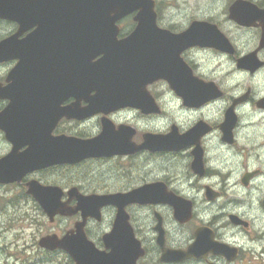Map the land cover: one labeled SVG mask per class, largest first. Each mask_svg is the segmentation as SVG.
<instances>
[{
	"label": "flooded vegetation",
	"instance_id": "1",
	"mask_svg": "<svg viewBox=\"0 0 264 264\" xmlns=\"http://www.w3.org/2000/svg\"><path fill=\"white\" fill-rule=\"evenodd\" d=\"M218 1L221 17L200 20L216 27V48L168 44L160 61L166 79L110 89L78 86L77 51L61 29H111L120 41L137 27L135 14L95 25L79 23L93 17L76 7L41 15L30 0H0V161L32 162L13 168L25 170L13 181L0 177V218L28 223L15 236L21 253L75 264L60 247L41 245L69 234L88 264H264V92L228 79L264 74L263 29L230 18L237 0ZM243 1L264 10V1ZM190 25L156 22L173 36ZM250 54L258 67L238 69ZM111 91L133 98L106 95L92 107ZM79 142L93 143L96 155L62 163ZM34 189L38 197L53 191L60 208L52 218Z\"/></svg>",
	"mask_w": 264,
	"mask_h": 264
},
{
	"label": "water",
	"instance_id": "2",
	"mask_svg": "<svg viewBox=\"0 0 264 264\" xmlns=\"http://www.w3.org/2000/svg\"><path fill=\"white\" fill-rule=\"evenodd\" d=\"M30 7L36 12L41 9V15L45 13L46 15L60 16L64 15L66 9L76 7L79 12L83 10L85 15H92L93 17L92 21L78 19L79 23L95 25L98 22L112 23L121 17L135 13L133 20L137 23V27L128 37L120 41H117L115 31L111 29H98L97 27L90 29H61L62 34H68L67 39L71 40L77 51L78 57L74 62V66H76L79 87L93 86L121 89L124 87H139L147 81L160 77L166 79V68L161 66L160 61L166 60L169 56L163 51L168 44V48L171 45L180 47L199 45L216 48L218 44L215 37L216 27L208 22L194 21L185 32L177 36L157 28L154 10L155 2L153 0H31ZM230 18L243 26H251L255 21H260L263 33L259 48L264 47V10L258 9L249 2L237 0L230 7ZM60 21L64 23L63 19ZM149 37H152L153 41H146ZM99 55L101 57L91 63V60ZM253 65L254 59L251 54L237 60L238 69H252L251 71H253V69L258 67ZM70 73L68 72L67 75L70 76ZM106 95L111 98V102H119L124 96L133 98L129 92L111 91L106 94L101 92L92 101V107L104 105L107 102L104 100ZM227 125L228 122L226 121L223 128L225 133ZM148 141L143 146L147 149H152ZM66 142L70 141L63 140L62 145L65 146ZM97 151L93 143L79 142L77 155L67 151L62 154L61 162L72 163V161H79L86 157L95 156ZM10 160L11 158H7L0 161V166L3 165V168H11L12 166L9 172H0V177H2V174L10 177L4 180L6 182L13 181L25 172V170L21 169L17 173H12L13 168L32 165L31 160L27 158L24 161V165L16 162L13 165H7L6 163ZM45 165H49V163ZM34 192L37 200L41 202L42 208L52 218L59 207L52 201L54 199L53 191L51 189H46L45 193L40 191L39 197L38 189H34ZM79 207L86 208L87 206L83 203ZM61 208H64V206ZM59 213L68 215L62 209ZM76 230L80 229L77 228ZM54 240V237H47L41 241V245L51 250L55 247H60L75 264H88L86 250L79 243L72 245L71 241L73 238L69 234L56 243Z\"/></svg>",
	"mask_w": 264,
	"mask_h": 264
},
{
	"label": "rangeland",
	"instance_id": "3",
	"mask_svg": "<svg viewBox=\"0 0 264 264\" xmlns=\"http://www.w3.org/2000/svg\"><path fill=\"white\" fill-rule=\"evenodd\" d=\"M156 2L157 22L160 23H190L195 20L211 19L215 21L221 17L223 12V3L218 0H154ZM264 1V0H257ZM238 46L242 47L243 40L238 41ZM211 62L209 66H213ZM236 86L245 87L255 86L261 88L264 92V74L257 76L254 80L239 74L233 75L232 79L228 78ZM250 131L243 128V131ZM260 134L262 135V128ZM245 136L247 133L244 134ZM246 139L247 137H242ZM252 140V139H251ZM264 142V137L260 136L258 140ZM257 143V142H256ZM255 144V143H253ZM7 220L0 218V264H51L48 261L42 262L40 256L34 253H21L16 249L17 245H21L22 240H18L15 236L21 234L22 226H27V222L12 221L7 223ZM26 234L28 229L25 230ZM15 244V245H14ZM61 264H69L66 262L65 256H62Z\"/></svg>",
	"mask_w": 264,
	"mask_h": 264
}]
</instances>
